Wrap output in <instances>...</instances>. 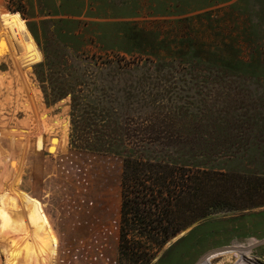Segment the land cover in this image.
Here are the masks:
<instances>
[{"label":"rangeland","instance_id":"rangeland-1","mask_svg":"<svg viewBox=\"0 0 264 264\" xmlns=\"http://www.w3.org/2000/svg\"><path fill=\"white\" fill-rule=\"evenodd\" d=\"M126 158L184 176L161 224L176 232L131 229L136 260L119 249ZM11 180L52 264H264V0H0Z\"/></svg>","mask_w":264,"mask_h":264},{"label":"trees","instance_id":"trees-1","mask_svg":"<svg viewBox=\"0 0 264 264\" xmlns=\"http://www.w3.org/2000/svg\"><path fill=\"white\" fill-rule=\"evenodd\" d=\"M2 163H6L5 160L2 159ZM144 165L140 159L123 161L119 249L129 260H136L140 255L136 241L128 237L131 229L136 226L142 230L157 229L155 233L162 241L177 230L175 227L169 230L161 224L164 215L171 211L167 206L178 200L183 174L161 166L158 173L159 170ZM55 240L37 200L16 189L11 180L0 190V261L6 256L5 264H52Z\"/></svg>","mask_w":264,"mask_h":264},{"label":"bare ground","instance_id":"bare-ground-1","mask_svg":"<svg viewBox=\"0 0 264 264\" xmlns=\"http://www.w3.org/2000/svg\"><path fill=\"white\" fill-rule=\"evenodd\" d=\"M52 141L53 142H55L56 140L55 139H52ZM228 248V247H227ZM241 250L242 249H246V248H240ZM248 249H250V246L248 247ZM205 253V252H204ZM248 254L249 253H247V254H245V253H243V252H241L240 251V256L243 258V262H242V264H258V263H256V262H251L250 260H249V257H248ZM218 258V254H217V252L215 253H210V254H208L207 256H205V257H202L201 259H200V262L198 263V264H224L225 263V261L223 260V262L222 261H219V262H217L216 261V263H213V260H216ZM225 258V257H224ZM219 260V259H218ZM225 260H226V258H225ZM239 260V259H238ZM239 262V261H238ZM241 264V263H240Z\"/></svg>","mask_w":264,"mask_h":264}]
</instances>
